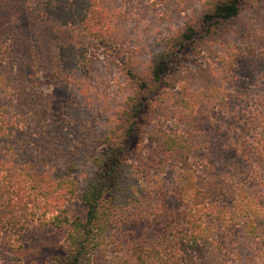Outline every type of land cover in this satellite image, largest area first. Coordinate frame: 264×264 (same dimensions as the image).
<instances>
[{"label": "trees", "instance_id": "obj_1", "mask_svg": "<svg viewBox=\"0 0 264 264\" xmlns=\"http://www.w3.org/2000/svg\"><path fill=\"white\" fill-rule=\"evenodd\" d=\"M156 1L175 25L135 49L115 0H0V264H19L3 248H23L36 219L59 231L68 224L56 264H94L92 256L118 212L142 213L143 177L209 148L205 118L227 102L235 40L252 34L264 0ZM26 19L37 36L32 42L21 33ZM100 47L121 81L105 102L96 96L104 85L95 73L94 50ZM202 52L211 59L194 72L187 53ZM39 73L72 96L57 108L38 89ZM167 120L178 130H160L158 123ZM134 135L131 161L126 151ZM145 138L153 145L150 159L143 153ZM260 158L257 191L235 203H219L217 187L195 191L180 210L197 224L177 241L182 247L164 256L134 238L121 263L264 264V202L258 200L264 192V143ZM78 190L86 211L69 219L63 206ZM162 204L156 200L153 211L163 210ZM216 228L234 231L231 244L220 246Z\"/></svg>", "mask_w": 264, "mask_h": 264}, {"label": "rangeland", "instance_id": "obj_2", "mask_svg": "<svg viewBox=\"0 0 264 264\" xmlns=\"http://www.w3.org/2000/svg\"><path fill=\"white\" fill-rule=\"evenodd\" d=\"M115 5L121 10L123 23L130 34L129 42L133 43L131 45L135 49L138 44L146 40L151 42L155 36L167 33L175 25L174 17L156 0H115ZM8 16L14 22L19 21L10 12ZM258 19L261 20L253 24L252 34L247 32L235 40L237 59L226 82L227 102L218 105L205 118V138L209 148L193 150L187 162H169L143 177L145 184L142 190L146 196L143 198L145 206L143 202L139 205L142 213L135 217L136 208L118 212L92 256L94 264H122L134 238H137L140 247L148 250V247L155 246L164 256L169 249L182 247L177 241L184 240L186 230L190 233L197 224L195 217L190 220L184 218L180 210L197 190L217 187L216 199L219 203H235L242 196L249 197V191L259 189L256 171L262 165L260 149L264 143V10ZM28 21L21 22V33L32 42L37 36ZM34 45L39 48L35 40ZM102 49L94 50L97 51L94 56H98L95 73L104 81V85L96 90L99 102L115 97L121 87L118 71H115L111 60L106 62ZM187 56V65L194 72L211 59L208 52L199 55L187 53ZM38 75V89L51 95V101L57 108L59 103L72 96L49 84L50 80L41 73ZM260 121V126L254 124ZM157 126L162 131L178 130L174 120L160 122ZM137 137L134 135L127 143L126 156L131 161L136 160L133 153ZM152 148L151 141L145 138L143 153L148 159L151 158ZM220 187L224 190H219ZM156 200L163 201L160 212L153 211ZM258 200L264 202V192ZM63 209L69 219L84 214L86 207L79 190L74 198L64 204ZM135 223L138 226H134ZM67 227L68 224L64 223V230L59 231L53 224L33 220L23 248L16 250L5 246L3 249L18 256L19 264H56L62 255L60 243L67 233ZM213 232H216L217 241L222 244L220 246L231 244L235 236L231 229L216 228ZM0 263L3 261L0 260Z\"/></svg>", "mask_w": 264, "mask_h": 264}]
</instances>
